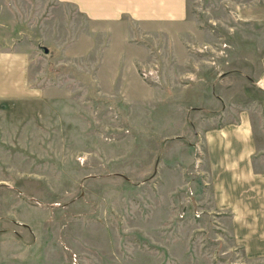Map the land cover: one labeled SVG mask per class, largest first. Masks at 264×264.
Wrapping results in <instances>:
<instances>
[{
	"label": "rangeland",
	"instance_id": "374dc122",
	"mask_svg": "<svg viewBox=\"0 0 264 264\" xmlns=\"http://www.w3.org/2000/svg\"><path fill=\"white\" fill-rule=\"evenodd\" d=\"M186 1L160 32L0 0V46L28 57L26 94L0 100V264H264L208 205L196 131L248 110L264 171V0ZM155 62L195 78L189 102H163Z\"/></svg>",
	"mask_w": 264,
	"mask_h": 264
},
{
	"label": "crops",
	"instance_id": "0c3cea01",
	"mask_svg": "<svg viewBox=\"0 0 264 264\" xmlns=\"http://www.w3.org/2000/svg\"><path fill=\"white\" fill-rule=\"evenodd\" d=\"M56 1L76 7L90 21L127 19L141 29L158 26L155 31L160 32V26L178 27L187 18L186 0ZM14 49L0 46V100L21 99L26 94L28 57ZM192 77L183 83L181 78L161 72L156 85L165 93L163 102H189L195 82ZM249 113L245 109L221 111L222 116L206 120L196 131L202 134L198 144L203 150L208 205L218 213L235 214L231 224L235 244L243 246L250 258H260L264 257V171L254 168L258 142Z\"/></svg>",
	"mask_w": 264,
	"mask_h": 264
},
{
	"label": "built area",
	"instance_id": "2783aa9c",
	"mask_svg": "<svg viewBox=\"0 0 264 264\" xmlns=\"http://www.w3.org/2000/svg\"><path fill=\"white\" fill-rule=\"evenodd\" d=\"M158 62L151 63L150 65L143 66L142 75L147 81L159 84L160 82V72H159ZM192 80V79H190Z\"/></svg>",
	"mask_w": 264,
	"mask_h": 264
},
{
	"label": "water",
	"instance_id": "95a60500",
	"mask_svg": "<svg viewBox=\"0 0 264 264\" xmlns=\"http://www.w3.org/2000/svg\"><path fill=\"white\" fill-rule=\"evenodd\" d=\"M46 51V50H45Z\"/></svg>",
	"mask_w": 264,
	"mask_h": 264
}]
</instances>
